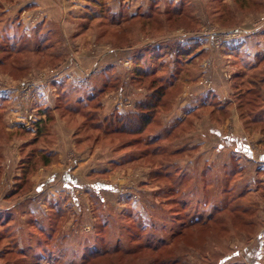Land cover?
<instances>
[{
	"label": "rangeland",
	"instance_id": "1",
	"mask_svg": "<svg viewBox=\"0 0 264 264\" xmlns=\"http://www.w3.org/2000/svg\"><path fill=\"white\" fill-rule=\"evenodd\" d=\"M210 1L191 0L197 31L195 23L165 16L169 2L181 0H0V264H79L92 247L115 245L130 255L90 264H264V246L254 260L264 240V199L252 193L264 183V137L245 130L229 89L241 64L233 65V46L242 54L264 50V5L216 0L211 11ZM151 7L149 21L120 28L124 37L111 24L118 20L112 16ZM98 12L104 25L94 19ZM135 62L140 80H133ZM175 74L181 88H167L156 113L163 127L150 126L139 146L135 136L105 133L117 114L136 113L148 87H166ZM25 82L35 83L29 98L18 87ZM222 91L228 94L218 99L232 102L213 122L207 95ZM213 128L252 139L256 162L236 154L242 174L231 175L224 164L233 147L218 142ZM146 148L156 155L136 161ZM248 188L244 200L253 208L243 219H254L251 225L224 210ZM198 214L216 222L192 225Z\"/></svg>",
	"mask_w": 264,
	"mask_h": 264
},
{
	"label": "trees",
	"instance_id": "2",
	"mask_svg": "<svg viewBox=\"0 0 264 264\" xmlns=\"http://www.w3.org/2000/svg\"><path fill=\"white\" fill-rule=\"evenodd\" d=\"M257 1H260V3H262L264 5V0H257ZM214 2H216V0L210 1L209 7H210L211 11H215V10H212ZM167 6L168 7L165 8V16L166 17L175 16V17H177V19L183 20V23H186V20H188L189 22H192L193 24L195 23V25L197 26L193 30L198 29L197 31H201L200 18L195 14L194 8L191 5V0H181L179 5H176V4L169 2V4ZM151 8H149V10H147V12H144V13L140 12L131 18H121L122 17L121 15L118 16V15L114 14L115 16H112L111 20H117V19L118 20H117V23H116V21H113L114 23H111V24H114L112 26L119 30L120 36L124 37L127 35V32L121 30L120 28H122L128 24H132L133 22H135L137 20L139 21L140 19H146L147 21H149L150 18L154 17L155 10H156V8H152V9ZM102 11H103V9L101 10V12ZM157 11H159V10H157ZM214 13H216V12H213V14ZM163 14H164V11H163ZM157 15H159V14L157 13ZM215 15L217 16V14H215ZM94 16H95L94 17L95 20L97 18L101 19L100 22L102 21V25H104V21L106 22V19H104V17H103L104 15H101V13L98 12ZM167 21H170L169 18H167ZM143 22H146V21H143ZM107 23H109V22H107ZM180 24H181V22H180ZM190 27H192V26H190ZM185 28L187 30L189 27L185 26ZM107 29H109V28H107ZM258 31H256V32H258ZM262 31H264V30H262ZM131 32H134V30L128 32V34L131 35L132 34ZM195 39H197V38H195ZM199 44L200 43H198V42L192 43V44L188 45L187 48H183V49L184 50L185 49L190 50L191 48L197 47ZM259 44H261V43H259ZM237 46H239V45H237ZM183 49H182V51H183ZM238 49H239V47L233 46V48L231 50V52H232L231 56H233V58H234V62H233L234 64L233 65H235V68H236V63L238 64V66H239V62H241V64L239 66L240 68L235 69V71L231 74L230 82H229V89L231 91L230 97L232 99H234V101L236 102L237 110L240 112V118L243 122L245 130L255 131L257 129L259 131V133L263 134V137H264V93L262 92V90L264 89V50H258V48H257V50L254 52V54L252 56H250L246 53L242 54V52L239 51ZM46 50L47 49H45V51ZM182 51L179 52V50H178V53H181ZM53 59H54V57H53ZM190 61H191V58H188V62H190ZM137 63L138 62H135V67H134L133 74H132L133 80H140V79L144 78L143 74L142 75L139 74L140 69H142V67L139 66V64H137ZM139 76L141 78H139ZM175 77H177V78H175L174 82H172L170 85H168L166 87H165V84H163V85H161L158 88H155L153 90H152V86H150L151 89L148 87V89L151 90L152 92L150 95H147L143 101L139 102L136 105V110H137L136 113H133V114H117L115 119L112 122H109L107 124L110 127H113L114 125H116L115 128H111V129H107V130L105 129V133L107 135L114 133L116 135L117 134H123L126 136H135L136 138H134L133 140H134V143H137V145H138V142L140 143V138H138V136L142 135L150 126L154 125V126H157V128L163 127V125H161V122L159 121V119L158 120L156 119V118H159V116H157V114H159V112H157V109L160 107V105L162 103H165V100L163 99V97H165V90L167 88H173L176 85L178 86V77L179 76H177L175 74ZM178 88H181V85L178 86ZM207 97L210 98V104L211 105L209 104L210 105L209 107H212L216 110V112H213V111L209 112L210 113V119L213 120V122H217L218 121L217 118L220 117V114L222 115V114L226 113V115H227V112L225 111V109H226L227 105H229L232 101L231 102L226 101L223 103L221 100L218 99V96L212 92H209ZM225 103H227V104H225ZM167 104H169V103L167 102ZM214 105H216V106H214ZM155 120H156L157 124H154ZM159 132H160V130H159ZM167 132H170V131H167ZM211 132L216 136V139L219 140L218 142H221V140H227L228 145L233 147V150H232L231 155L229 157L230 161L226 162L224 164V168L232 169V172H230V174L233 176L241 175L242 174V168H240L238 161H237L238 159H240L239 157H241V156L238 157L237 155L243 154L244 159H246V160L251 159V157H253V156H252L251 151L249 150V146L246 145L243 138H241V137L238 138L237 136H233V135L225 136L226 134L222 133L217 128H213ZM151 141L152 140H149V143H152ZM129 142H130V140H129ZM149 143H147L146 146L144 145V147H150L151 144H149ZM221 144L222 143H218V145H220V146H221ZM231 144H235V147H234V145H231ZM148 150H149L148 148L143 150L142 151L143 153L140 154L139 156H137L136 161H138V162H141L144 160L146 161V159L152 158V155H156V154H154L153 151L150 153H147ZM28 161H26V162L28 163ZM228 163H230L231 165ZM43 164L48 165V164H50V161L44 159ZM24 167H28V166H24ZM234 174H236V175H234ZM263 184H264L263 182L258 183V187L255 188L253 190L254 192L252 191V193H257V191L259 190L261 192L263 199H264V187H261ZM73 189L74 188L72 187V188H70L69 191H73ZM109 190H114V189H109ZM250 190H252V189L248 188L247 190H245L246 191L245 193L241 192L240 194L237 195V197H235V199H232V201H234L233 202L234 203L233 208H231V209L230 208H228V209L224 208V210L229 212V213L230 212L233 213L234 210H237L239 212V216H237L238 222L244 223L246 225H251L252 222L254 221V219L250 220V221L243 219L244 216L248 215V212H247L248 209L253 208L252 203L246 202V200H244L245 196H247L249 193H251V192H249ZM98 193L99 192H97L96 188L94 187L92 194L95 196V198L101 200V196H99ZM239 201L242 202L241 204L243 205V208H238L240 206L239 204L237 205V203ZM73 202L81 210V205H80L79 201L73 200ZM216 210H218V209H216ZM239 210H241V211H239ZM221 212L222 211H219V213H221ZM196 216L197 217L192 219L190 222V223H192V225L204 226L208 222L209 223H213L214 221L216 222V220L212 214H207L205 216V218H203L199 214ZM221 216H223V214ZM222 219H223L222 221H220V220L219 221L223 222V224H227V226L230 224V222L231 223L233 222L232 220L227 221V220H224V218H222ZM225 228H227V227H225ZM59 237H60L61 242L64 245H66V242L68 239L67 236L60 235ZM86 237H88V238H85V239H89V236H86ZM263 246H264V240L258 244L257 249L254 251V255H255L254 260L257 257H259L261 252H263L262 251ZM63 248L66 249L67 247L63 246ZM120 251L123 252V254H129L130 255L129 250L127 248H123V247L118 246V245H115L111 248L92 247V249L88 251L87 255H84V257L82 258V260L79 264H90L92 261L102 259L106 256L114 257L116 254L121 253ZM21 254L24 257V259L27 258V255L25 254V252H22ZM39 257H41V256H39ZM226 257L227 256H224L222 258L225 259ZM106 260L109 261L110 259H106ZM111 260H114V258H111ZM166 261L167 260H162L160 262V264H167ZM152 263L158 264L159 262L156 263L153 261ZM152 263L150 262V264H152ZM174 263L175 262H173L172 264H174ZM127 264H130V263H127ZM143 264H144V261H143Z\"/></svg>",
	"mask_w": 264,
	"mask_h": 264
},
{
	"label": "crops",
	"instance_id": "3",
	"mask_svg": "<svg viewBox=\"0 0 264 264\" xmlns=\"http://www.w3.org/2000/svg\"><path fill=\"white\" fill-rule=\"evenodd\" d=\"M132 13H134V12H132ZM262 44V43H261ZM261 46V45H260ZM252 51V50H251ZM250 51V52H251ZM256 51V48H255V50H254V52ZM250 52H248V53H246V54H248V55H250V56H252L253 54H254V52H252V53H250ZM215 94L218 96V98H222V96H224L225 95V97L227 96V94H228V92H223L222 91V93H220V95H219V93L218 92H215ZM238 137H240V136H238ZM243 139H244V141H245V143H246V145L247 146H250L251 145V140H249V138L248 137H242ZM251 148L249 147V150H250ZM251 151V153H252V156L253 157H251V159H248L249 161H253L254 160V162H256V160H255V157H258V156H256L255 155V152H253V150H250ZM244 160H246V159H244ZM263 161L262 162H258V163H260V164H258V170L260 171V172H264V158L262 159ZM67 178H65V180H66ZM264 179V178H263ZM42 186H36V191H38V192H41V190H42V188H41Z\"/></svg>",
	"mask_w": 264,
	"mask_h": 264
},
{
	"label": "built area",
	"instance_id": "4",
	"mask_svg": "<svg viewBox=\"0 0 264 264\" xmlns=\"http://www.w3.org/2000/svg\"><path fill=\"white\" fill-rule=\"evenodd\" d=\"M18 87H19L20 92L22 93V96L29 98L28 94L30 91H32V89H34L35 83L25 82L23 84H20ZM31 119H32V116H29L27 119L24 120V122H22V125L27 127Z\"/></svg>",
	"mask_w": 264,
	"mask_h": 264
}]
</instances>
